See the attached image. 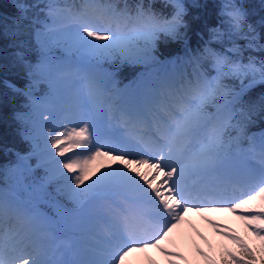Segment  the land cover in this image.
I'll list each match as a JSON object with an SVG mask.
<instances>
[{
	"label": "snow or ice",
	"instance_id": "6c2138e0",
	"mask_svg": "<svg viewBox=\"0 0 264 264\" xmlns=\"http://www.w3.org/2000/svg\"><path fill=\"white\" fill-rule=\"evenodd\" d=\"M169 4L170 18L143 0L13 4L11 35L30 30L36 61L18 51L28 83L7 85L27 100L17 119L31 149L4 170L0 264H131L149 249L183 259L164 243L187 213L210 211L238 215L261 241L258 258L219 232L234 247L218 264H264V129L248 131L264 91L246 99L264 89V59L244 55L264 53V37L245 31L246 14L226 0L225 31L162 59V44L187 43L185 5ZM123 66L139 69L127 83Z\"/></svg>",
	"mask_w": 264,
	"mask_h": 264
},
{
	"label": "trees",
	"instance_id": "16d2710c",
	"mask_svg": "<svg viewBox=\"0 0 264 264\" xmlns=\"http://www.w3.org/2000/svg\"><path fill=\"white\" fill-rule=\"evenodd\" d=\"M17 0H0V182L4 181V170L8 169L17 162V154L27 153L31 149L30 143L24 139L22 133L25 130L24 123L17 119L18 113H26L28 109L25 107L26 98L13 88L8 87V84L14 85L16 88L23 89L28 83L26 70L16 56L18 51L24 53V58L35 63L36 53L34 51V43L31 39L30 30L28 35L13 36L12 32V17L16 15V9L13 4ZM28 4L35 3L36 0H24ZM130 4L138 3L139 0H128ZM145 5L151 4L152 10L156 13L167 15L172 14L171 5H166V0H143ZM185 5L186 14L184 21L188 24L187 28V43L184 41L169 42L167 45H161L160 51L162 58L183 57L186 50L195 51L198 47L202 48L205 41L209 40V29L219 27L221 31H225L227 24H222L221 21L226 20V17L221 16V6L226 0H181ZM197 4L198 7L193 5ZM235 4L242 8L246 14V24L244 30L247 31V25H252L256 32L264 37V0H235ZM41 6H43L41 4ZM36 10H29L28 16L31 18ZM43 18V13L40 14ZM6 20L9 35H3L4 24ZM28 23V21H25ZM23 27V26H22ZM183 31V29H182ZM21 41L25 43L21 45ZM264 43V39L260 40ZM236 43L241 47L246 41L237 39ZM212 47L221 50V45L213 42ZM226 44L225 47H230ZM245 62L247 56L253 55L257 59H264V53L245 51ZM137 68L123 66L120 71L125 74L135 72ZM264 89L256 88L246 99L255 100ZM254 123L249 126V132H259L264 129V113L256 114L252 117ZM259 258V252L255 247H250ZM222 252L219 254L221 255ZM213 259L217 264L220 259Z\"/></svg>",
	"mask_w": 264,
	"mask_h": 264
},
{
	"label": "rangeland",
	"instance_id": "374dc122",
	"mask_svg": "<svg viewBox=\"0 0 264 264\" xmlns=\"http://www.w3.org/2000/svg\"><path fill=\"white\" fill-rule=\"evenodd\" d=\"M162 15L169 18L171 16L166 12ZM31 163L34 165L35 159ZM205 206L214 207V205ZM226 206L217 205L216 207ZM224 214L232 213L210 211L203 214L189 212L185 215L179 226L170 233L169 242H165L163 245L169 252L179 253L183 259L164 256L155 249H149L144 253L133 254L129 258L131 264H168L169 260H172L173 264H181L182 260L189 264H208L211 257L218 258L219 251L223 252L225 247L232 248L234 246L230 240L218 234L223 231L239 236L249 247H255L260 252L261 241L252 234L250 229L245 228L244 221L235 214L230 215L234 217V220H231L230 217L223 220ZM213 225L220 227L217 229ZM201 252L204 255H200Z\"/></svg>",
	"mask_w": 264,
	"mask_h": 264
},
{
	"label": "bare ground",
	"instance_id": "6f19581e",
	"mask_svg": "<svg viewBox=\"0 0 264 264\" xmlns=\"http://www.w3.org/2000/svg\"><path fill=\"white\" fill-rule=\"evenodd\" d=\"M222 212L227 213V211H222ZM228 213H230V212H228ZM230 215L233 216L232 214H230ZM230 215H226V214H224V216L222 217L223 220H224L225 218H227V217H230L231 220H234V217H231ZM233 222L235 223V221H233Z\"/></svg>",
	"mask_w": 264,
	"mask_h": 264
}]
</instances>
